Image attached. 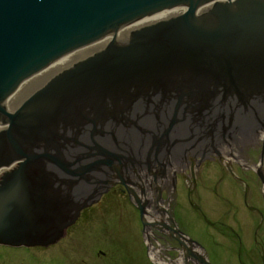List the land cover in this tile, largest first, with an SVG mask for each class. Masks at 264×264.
I'll return each mask as SVG.
<instances>
[{"label":"water","instance_id":"water-1","mask_svg":"<svg viewBox=\"0 0 264 264\" xmlns=\"http://www.w3.org/2000/svg\"><path fill=\"white\" fill-rule=\"evenodd\" d=\"M262 128L264 0H0V245L56 243L121 183L143 233L160 224L210 264L150 219L137 181L195 177L200 157L260 147ZM234 129L219 153L205 144Z\"/></svg>","mask_w":264,"mask_h":264},{"label":"rangeland","instance_id":"rangeland-1","mask_svg":"<svg viewBox=\"0 0 264 264\" xmlns=\"http://www.w3.org/2000/svg\"><path fill=\"white\" fill-rule=\"evenodd\" d=\"M260 149L243 146L240 157L247 165L240 166L200 157L195 177L177 173L174 188L170 181L161 187L160 204L168 205L177 227L200 242L214 264H264V189L250 166L259 162ZM142 230L139 211L115 186L83 210L55 244L0 245V264H154L147 241L161 247L165 262L179 257L175 239Z\"/></svg>","mask_w":264,"mask_h":264},{"label":"bare ground","instance_id":"bare-ground-1","mask_svg":"<svg viewBox=\"0 0 264 264\" xmlns=\"http://www.w3.org/2000/svg\"><path fill=\"white\" fill-rule=\"evenodd\" d=\"M222 158H223V162L225 164H227L228 162H229V164H231V162H233V163H237L239 166L240 165H247L246 162H245V160L243 158H241L240 155H238L236 157H222ZM213 161H216V160H213ZM250 166H252L253 168L259 167V165L256 164V163H253ZM168 176L169 175L162 176V177L151 178V180L149 182H140V181H137V182L141 183V185H142L141 189H142V191H145L143 193V195L144 196H147V194H149L151 190H153V191L155 190V186L157 184L159 186H162L165 183V181L167 180ZM153 180H156V181L153 183L152 182ZM263 189H264V186H263ZM136 192L138 194H141L140 193V190H138V189H136ZM155 204H156V200L153 199L151 201V203L147 205V213H148V215H149V217L151 219H153V220H161L162 219L161 213L158 212L155 209V207H154ZM151 233L153 234L152 231H151ZM198 251L199 252H202L199 249H198ZM160 252H161V249L160 248L157 250V247H154V246L150 245V247H149L150 258L153 259L155 262H158V263H161V264H173V263H175V264H181L182 263V260L181 259H178L175 262H173V261H168L169 263L168 262H165V260L162 257H159V253ZM194 252H196V251H194ZM195 262H196V260H195Z\"/></svg>","mask_w":264,"mask_h":264},{"label":"flooded vegetation","instance_id":"flooded-vegetation-1","mask_svg":"<svg viewBox=\"0 0 264 264\" xmlns=\"http://www.w3.org/2000/svg\"><path fill=\"white\" fill-rule=\"evenodd\" d=\"M245 129V128H244ZM243 129V130H244ZM243 130H235L234 129V132L232 133V135L231 136H234L235 138H236V140L238 141V138L240 137V136H242L244 133H246V132H244ZM231 136L230 137H226L225 139H222V140H220V141H215L214 142V147H213V151L214 152H219V150L217 149V146H219V145H225V144H227V142H229V140L227 139V138H231ZM218 142V143H217ZM229 145H230V143H229ZM262 145H264V144H262ZM216 147V148H215ZM201 151H203V152H205L206 150H203L202 148L200 149V153H201ZM199 156H202V154L201 155H199ZM198 156V157H199ZM192 160H195V158H193ZM197 160V159H196ZM196 160H195V163H196ZM197 167V166H196ZM190 168V166L188 165V169ZM168 182H169V180H168Z\"/></svg>","mask_w":264,"mask_h":264}]
</instances>
